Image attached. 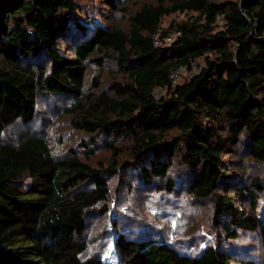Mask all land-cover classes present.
Here are the masks:
<instances>
[{
	"label": "trees",
	"instance_id": "1",
	"mask_svg": "<svg viewBox=\"0 0 264 264\" xmlns=\"http://www.w3.org/2000/svg\"><path fill=\"white\" fill-rule=\"evenodd\" d=\"M116 1L104 4L126 12ZM78 11L76 0H0V264H103L88 255L87 235L90 221L109 217V179L126 169L114 143L122 139L136 171L130 191L181 188L208 202L220 240L194 253L152 227L128 233L112 222L118 264H264L230 251V242L256 234L264 252V178L235 174L226 159L239 151L264 169V0L145 2L126 29L72 19ZM177 12L190 15L161 29ZM157 29L180 34L156 47ZM199 59L197 73L171 83L174 70ZM109 60L125 79L100 90L96 74L100 91L83 95L87 64L101 70ZM41 96L72 98L65 111L88 136L81 145L105 149L109 162L94 165L72 150L55 156L31 133ZM16 123L25 129L4 139Z\"/></svg>",
	"mask_w": 264,
	"mask_h": 264
},
{
	"label": "rangeland",
	"instance_id": "2",
	"mask_svg": "<svg viewBox=\"0 0 264 264\" xmlns=\"http://www.w3.org/2000/svg\"><path fill=\"white\" fill-rule=\"evenodd\" d=\"M79 11L72 13L71 18L81 22L92 21V23L102 25H117L127 28L128 17L132 15L143 3H155V0H117L119 6H127L126 12L117 13L104 4V0H76ZM81 12L80 14H78ZM190 14L172 13L162 18L160 28L165 29L172 23H181L188 19ZM71 19V20H72ZM204 60L199 59L193 62L195 67L192 71L180 74L178 83L188 80L193 74L203 66ZM86 89L94 91L92 87V77L96 74L100 76V90H106L112 81H122L124 74L118 69L115 62L105 61L101 70L96 65L87 64ZM96 90L94 92H99ZM165 94L164 90H156L155 97ZM38 109L34 121L27 126L31 133L37 134L47 141V144L55 156H63L69 150L77 152L81 159L87 160L94 165L98 163L107 164L110 154L105 149H95L93 153L86 152L82 142L88 141V136L83 131L74 128L73 118L66 113V109L75 103L70 97H39ZM25 129V126L16 123L5 132L4 139L11 140L16 132ZM114 143L118 149L124 150L122 166L124 170L119 171L118 176L109 179L110 213L109 217L94 218L88 229L87 239L90 242L88 255L99 256L103 264H109V253L112 238L115 233L111 229V223L116 222L121 231L138 233L143 231V227H152L155 235L160 238H168V241H175L183 248L200 252L206 245H212L220 240V231L215 224L212 206L206 201L195 200L190 195L179 188L175 192L167 191H141L140 194L130 191L128 174L135 175L136 171L128 169L130 159L127 153L128 146L125 139L116 140ZM88 150V149H86ZM239 151L229 154L226 159L233 169V173L239 174L241 171L264 178V169L260 165H252L250 162L242 161ZM175 172V171H174ZM28 183L27 176L24 175L18 184L25 186ZM261 200V199H260ZM261 202V201H260ZM144 232V231H143ZM235 255L250 257L258 262H264V252L259 245L256 234L244 235L241 240L230 242ZM229 247V245H228ZM188 251V250H185ZM118 258L115 253V262Z\"/></svg>",
	"mask_w": 264,
	"mask_h": 264
},
{
	"label": "built area",
	"instance_id": "3",
	"mask_svg": "<svg viewBox=\"0 0 264 264\" xmlns=\"http://www.w3.org/2000/svg\"><path fill=\"white\" fill-rule=\"evenodd\" d=\"M216 23L217 24H221V17L220 16H216ZM162 31L160 29H157V33L153 36V45L156 47H161V46H169L174 39L176 38V36H178L180 34V31L175 30L173 32L167 33V34H162ZM193 63H191L188 66H180L178 67L176 70H174L171 75H170V79H171V83L172 84H176L178 83V79L180 74H182L183 72L186 71H192L194 70V66L192 65Z\"/></svg>",
	"mask_w": 264,
	"mask_h": 264
},
{
	"label": "bare ground",
	"instance_id": "4",
	"mask_svg": "<svg viewBox=\"0 0 264 264\" xmlns=\"http://www.w3.org/2000/svg\"><path fill=\"white\" fill-rule=\"evenodd\" d=\"M109 249H110V253H109L108 263L114 264V262H115V250L111 246Z\"/></svg>",
	"mask_w": 264,
	"mask_h": 264
},
{
	"label": "water",
	"instance_id": "5",
	"mask_svg": "<svg viewBox=\"0 0 264 264\" xmlns=\"http://www.w3.org/2000/svg\"><path fill=\"white\" fill-rule=\"evenodd\" d=\"M114 241H115V235H114V240L113 242L111 243V247L114 249Z\"/></svg>",
	"mask_w": 264,
	"mask_h": 264
}]
</instances>
